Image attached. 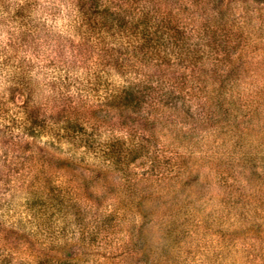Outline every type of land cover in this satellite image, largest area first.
<instances>
[{
  "label": "rangeland",
  "instance_id": "obj_1",
  "mask_svg": "<svg viewBox=\"0 0 264 264\" xmlns=\"http://www.w3.org/2000/svg\"><path fill=\"white\" fill-rule=\"evenodd\" d=\"M105 1L86 5L99 10ZM35 2L56 8L47 21L53 31L66 29L67 0ZM159 5L193 29L206 27L207 50L221 57L197 63L199 98L187 117L155 119L144 130L147 146L162 149L157 155H125L130 123L99 107L147 65L105 57L99 44L82 47L76 36L79 57L60 54L58 38L38 33V57L24 58L48 72L53 64L63 75L69 68L79 125L93 144L47 148L0 124V264H264V0ZM5 87L0 102L14 115ZM40 88L37 100L50 108L48 88Z\"/></svg>",
  "mask_w": 264,
  "mask_h": 264
},
{
  "label": "trees",
  "instance_id": "obj_2",
  "mask_svg": "<svg viewBox=\"0 0 264 264\" xmlns=\"http://www.w3.org/2000/svg\"><path fill=\"white\" fill-rule=\"evenodd\" d=\"M67 1L66 29L57 32L53 31L51 23L47 24L48 19L54 20L57 16L56 8L47 12L38 7L35 0H0L3 31L0 67L7 66L0 85L6 86L8 102L10 99L18 109L14 115H8L0 102V124L5 123L7 128L3 132L17 130L37 144L60 150V141L71 146L79 145V141L85 146L93 144V133H89L84 124L79 125V87L69 89L74 82V77L67 73L69 68L65 67L63 75L56 68L57 64H53L52 72H48L49 66L30 63L24 58L38 57L37 35L43 31L52 40L58 38L60 54L66 48L71 57H79V41H73L76 36L82 40V47L88 42L99 44V52L105 57H134L149 70L153 69L129 77L106 97L104 106L99 107L100 110L103 107L116 110L121 121L130 123L124 131L128 137L125 155L160 154L161 148L147 146L144 130L155 119L171 124L174 116L187 117L190 104L199 98L194 77V74L201 75L197 63H201V57H221L218 52H208L210 41L205 38L206 27H189L178 13L160 7L162 0H106L99 10H91L86 5L87 0ZM36 68L37 73L33 72ZM45 77L48 79L43 83ZM41 82L48 88L51 109L44 108L45 102L37 100ZM189 83L194 84L189 86ZM80 100L82 103V98ZM213 100L214 97L204 100L202 108ZM209 108H205L204 116ZM125 110L132 114V119L122 115ZM10 121L13 125H7ZM42 137L45 140H41Z\"/></svg>",
  "mask_w": 264,
  "mask_h": 264
}]
</instances>
